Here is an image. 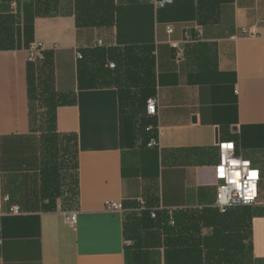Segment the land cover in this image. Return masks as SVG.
<instances>
[{
	"label": "crops",
	"instance_id": "obj_1",
	"mask_svg": "<svg viewBox=\"0 0 264 264\" xmlns=\"http://www.w3.org/2000/svg\"><path fill=\"white\" fill-rule=\"evenodd\" d=\"M30 1L0 0V202L9 196L6 208L20 210L0 216V264L190 261L189 246H176L138 202L220 215L214 167L218 144L229 141L261 173L259 203L228 214L245 219L251 234L237 259L264 264V0H172L163 7V0H114L116 21L100 27L78 25L75 0H60L59 15L36 17L33 40L51 55L56 91L71 100L57 109L56 130L76 139L75 183L66 172L70 187L51 202L29 53L19 35ZM243 28H256L257 36H243ZM97 46L150 53L157 116L125 109L118 87L80 88L78 54ZM151 125L158 147L148 146L154 137L144 128ZM108 202L122 203L124 212L108 211ZM73 211L76 228L65 220Z\"/></svg>",
	"mask_w": 264,
	"mask_h": 264
},
{
	"label": "trees",
	"instance_id": "obj_2",
	"mask_svg": "<svg viewBox=\"0 0 264 264\" xmlns=\"http://www.w3.org/2000/svg\"><path fill=\"white\" fill-rule=\"evenodd\" d=\"M59 4L60 0H31L24 4V29L19 35L24 38L27 49L34 43V19L59 15ZM75 7L80 26L100 27L116 21L117 8L114 0H75ZM81 54L83 58L78 72L81 89L118 87L122 89V106L131 111L147 108L148 100L156 96L154 61L150 53L140 57L132 47L118 49L97 46L83 50ZM111 64L114 68H111ZM29 68L30 98L32 105L36 107L32 110L36 112L35 121L41 133L43 191L51 202L54 198L62 196L64 189L70 187L66 185V172L75 183L76 139L62 136L56 130L57 109L71 100L55 89L53 60L47 51L44 60L37 64L29 63ZM126 87L130 90L124 89ZM144 132L157 137L155 125L145 127ZM2 154L0 149V157ZM138 204L140 212L148 211L151 220L156 222L157 227L168 237L174 239L176 246H189L187 254L191 259H185L184 264H239L237 258L246 249L244 241L249 240L251 235L245 219L233 218L228 215L230 211L219 215L209 211L165 210L160 205L150 207L145 200L139 201ZM210 215H213V218H209ZM219 216L226 218L218 220ZM214 217L216 221L212 220ZM209 226L213 227L212 234L202 237L203 229ZM204 249L207 251L205 260H202Z\"/></svg>",
	"mask_w": 264,
	"mask_h": 264
},
{
	"label": "built area",
	"instance_id": "obj_3",
	"mask_svg": "<svg viewBox=\"0 0 264 264\" xmlns=\"http://www.w3.org/2000/svg\"><path fill=\"white\" fill-rule=\"evenodd\" d=\"M171 2H172V0H163V1L159 2L158 4L163 7L166 4L171 3ZM168 32L169 33L173 32L171 27H168ZM241 34L243 36H252L253 37V36H257V31H256V28H243L241 31ZM233 39H236V37H233ZM99 45H102V41L99 42ZM172 45L177 49V54H176L177 60L181 61L183 58L182 49L179 47L178 43H173ZM45 52H46V49H45L43 43H41V42L32 43L30 45V47L28 48V53H29L28 63L37 64L38 62L44 60ZM82 58H83L82 54L79 53L78 59L81 60ZM110 66H111V68H114L113 64H111ZM158 104H159V100H158L157 96L152 97L148 100V102H147V115L148 116H152V117L157 116ZM226 144L232 145V148L226 149L224 147V145H226ZM159 145H160V142H159L158 138L152 139L150 141V143L148 144L149 147H158ZM218 147H219V152H220V159H219V163L214 167L215 179L218 182L216 208L219 210V212L221 214H226L230 210L235 209V208L252 206V205L258 204L260 201V182H261L260 171L257 168H255L250 161H247L238 155L235 142H233V141L220 142L218 144ZM226 153H227V155H226ZM229 159H239L242 161V164L240 166L236 167V170L241 172V179H240L241 187L239 190H237L238 194L235 195L233 200L230 202V205L222 206L218 203L220 190L225 186L232 188L231 185L227 184L228 169H230L232 167L228 163ZM221 167L225 169L223 176H221L219 173V169ZM245 168L247 169V171H245ZM253 171L257 173V176H256L255 181H254L255 191H254V194L252 195L251 198H246V191H245V187H244L245 181H247L250 178V173ZM9 201H10V197L5 196L3 198V201L0 202V216L10 215V214H19L20 213V210L17 206H13V207H10L8 209L6 208L5 205H7L9 203ZM143 207H144V202H142V209H143ZM222 207L224 209L223 211L221 210ZM106 209L108 211H111V212H124V205L122 203H117V202H108L106 204ZM139 211H140V209H139ZM65 220L69 226H71L72 228H76V226L78 224V213L76 211L66 212L65 213Z\"/></svg>",
	"mask_w": 264,
	"mask_h": 264
},
{
	"label": "clouds",
	"instance_id": "obj_4",
	"mask_svg": "<svg viewBox=\"0 0 264 264\" xmlns=\"http://www.w3.org/2000/svg\"><path fill=\"white\" fill-rule=\"evenodd\" d=\"M227 155V153H226ZM228 163L232 166L230 169H228V180L227 184L231 185L232 188H229L228 186L223 187L220 190L218 203L222 206L230 205V202L233 200L235 195L238 194L237 190L240 189V179H241V172L236 170L237 166H240L242 164V161L239 159H229ZM224 169V168H223ZM225 170V169H224ZM245 171L247 169L245 168ZM257 176L256 172H251L250 178L245 181V191H246V198H251L255 191V178ZM223 211V207L221 208Z\"/></svg>",
	"mask_w": 264,
	"mask_h": 264
},
{
	"label": "snow or ice",
	"instance_id": "obj_5",
	"mask_svg": "<svg viewBox=\"0 0 264 264\" xmlns=\"http://www.w3.org/2000/svg\"><path fill=\"white\" fill-rule=\"evenodd\" d=\"M224 147H225L226 149H231V148H232V145H230V144H226V145H224ZM224 172H225V170L221 167V168L219 169V173H220V175L223 176V175H224ZM250 175H251V173H250Z\"/></svg>",
	"mask_w": 264,
	"mask_h": 264
},
{
	"label": "rangeland",
	"instance_id": "obj_6",
	"mask_svg": "<svg viewBox=\"0 0 264 264\" xmlns=\"http://www.w3.org/2000/svg\"><path fill=\"white\" fill-rule=\"evenodd\" d=\"M124 89H126V90H130V88L128 89V87H126V88H124ZM124 91V90H123ZM125 92V91H124Z\"/></svg>",
	"mask_w": 264,
	"mask_h": 264
}]
</instances>
